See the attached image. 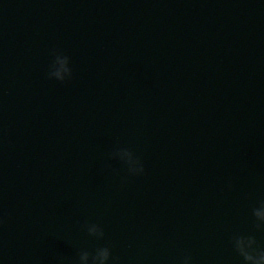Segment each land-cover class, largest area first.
I'll return each instance as SVG.
<instances>
[{"label": "water", "instance_id": "water-1", "mask_svg": "<svg viewBox=\"0 0 264 264\" xmlns=\"http://www.w3.org/2000/svg\"><path fill=\"white\" fill-rule=\"evenodd\" d=\"M262 200L264 0H0V264H242Z\"/></svg>", "mask_w": 264, "mask_h": 264}, {"label": "clouds", "instance_id": "clouds-1", "mask_svg": "<svg viewBox=\"0 0 264 264\" xmlns=\"http://www.w3.org/2000/svg\"><path fill=\"white\" fill-rule=\"evenodd\" d=\"M52 57L48 65L47 77L61 83L70 80L72 69L69 66L70 58L58 49L50 52ZM109 159L119 161L126 169L128 175L136 176L144 173L141 159L135 155L132 149L127 147H115L109 153ZM107 167H111L107 165ZM253 227L256 230L264 229V200L252 209ZM86 234L95 240H104L103 228L96 223L85 222L81 225ZM234 252L242 260V264H264V248L259 247L254 235L238 233L231 237L230 241ZM76 264H117V258L112 256L111 246L104 244L92 250L81 249L77 253ZM179 264H192V257L185 253Z\"/></svg>", "mask_w": 264, "mask_h": 264}]
</instances>
